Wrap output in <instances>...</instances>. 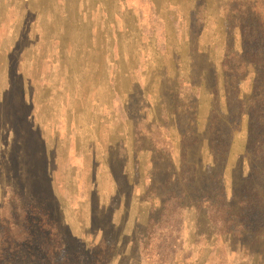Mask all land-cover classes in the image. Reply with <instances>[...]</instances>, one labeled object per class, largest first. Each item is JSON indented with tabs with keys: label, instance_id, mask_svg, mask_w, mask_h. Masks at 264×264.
I'll return each instance as SVG.
<instances>
[{
	"label": "rangeland",
	"instance_id": "rangeland-1",
	"mask_svg": "<svg viewBox=\"0 0 264 264\" xmlns=\"http://www.w3.org/2000/svg\"><path fill=\"white\" fill-rule=\"evenodd\" d=\"M58 240L264 264V0H0V264Z\"/></svg>",
	"mask_w": 264,
	"mask_h": 264
},
{
	"label": "trees",
	"instance_id": "trees-1",
	"mask_svg": "<svg viewBox=\"0 0 264 264\" xmlns=\"http://www.w3.org/2000/svg\"><path fill=\"white\" fill-rule=\"evenodd\" d=\"M62 249H63V246L61 244V240H58L57 243L53 246V250H52V255H53V258L55 259L54 264H56V258L60 257ZM80 263H82V262H80ZM80 263H78V264H80ZM52 264H53V262H52ZM61 264H63V263H61Z\"/></svg>",
	"mask_w": 264,
	"mask_h": 264
}]
</instances>
